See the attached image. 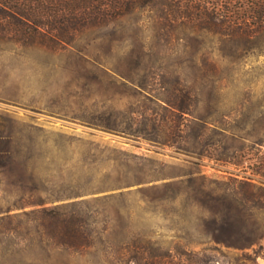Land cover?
<instances>
[{
  "label": "rangeland",
  "instance_id": "obj_1",
  "mask_svg": "<svg viewBox=\"0 0 264 264\" xmlns=\"http://www.w3.org/2000/svg\"><path fill=\"white\" fill-rule=\"evenodd\" d=\"M155 34L130 28L113 41L110 28L94 29L60 51L0 41V148L16 161L0 169V264H115L101 248L57 249L35 220L39 200L75 207L96 238L230 250L202 237L197 199L228 187L234 171L216 159L232 140L215 126L239 129L247 144L264 126V51L232 58L212 42L154 44ZM141 52L160 58L138 61ZM183 84L189 113L163 101L181 102L164 88Z\"/></svg>",
  "mask_w": 264,
  "mask_h": 264
},
{
  "label": "trees",
  "instance_id": "obj_2",
  "mask_svg": "<svg viewBox=\"0 0 264 264\" xmlns=\"http://www.w3.org/2000/svg\"><path fill=\"white\" fill-rule=\"evenodd\" d=\"M101 28L111 29L113 41L125 39L130 28H143L156 33L154 44L212 42L221 49L229 47V57L240 58L249 50L264 51V0H0V41L60 51L73 47L87 32ZM136 57L138 61L160 58L144 52ZM164 75L179 79L174 73ZM164 89L167 93L174 89L183 92L179 103L163 101L189 113L192 87L183 84L181 88ZM213 131L232 140L216 159L232 165L234 171H230L228 187L210 193L208 202L197 199L203 213L201 232L203 238L230 250L218 245L203 251L164 249L144 235L96 238L88 233L87 224L76 218L81 212L75 207L48 209L44 200L36 202L41 208L33 212L35 220L40 226L49 225L57 249L76 255L101 248L115 264H263L264 126L250 132L254 137L250 144L242 142L239 129L215 126ZM4 152L7 150L0 148V169L11 168L16 162ZM18 216L7 214L2 219L13 222Z\"/></svg>",
  "mask_w": 264,
  "mask_h": 264
}]
</instances>
